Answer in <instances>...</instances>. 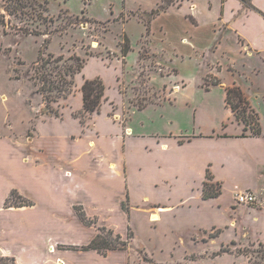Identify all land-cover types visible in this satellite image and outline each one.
<instances>
[{
  "label": "crops",
  "instance_id": "1",
  "mask_svg": "<svg viewBox=\"0 0 264 264\" xmlns=\"http://www.w3.org/2000/svg\"><path fill=\"white\" fill-rule=\"evenodd\" d=\"M178 7L162 15L178 11L175 14L189 21L183 41L191 49L190 58L199 52L206 59L216 57L208 64L217 71L207 76L218 78L225 104L228 88L243 90L259 115L262 134L242 137L243 126L236 120L239 129L229 130L226 122L220 129L209 128L199 109L187 101L195 124L182 127L177 101L186 89L177 83L172 99L150 102L142 109L131 106L133 93L120 78L126 65L130 70L134 51L126 34L131 51L116 52L122 64L103 55L87 60L82 75L76 76L75 94L59 104V116L48 113L44 103L32 106L28 131L21 137L6 128L13 125L8 116L13 109L6 112L7 123L0 122V185L8 192L0 214L14 222L0 223V257L14 264H140L138 257L144 254L156 264H242L237 252L214 254L228 244L235 246L233 242L264 240V119L255 101L264 106V0H182ZM0 26L6 34L11 32ZM204 28L206 46L199 48L196 39ZM148 39L152 45L151 36ZM96 66L100 71L93 70ZM153 75L150 83L158 79ZM96 79L103 82L105 96L100 112L85 116L83 124L77 117L84 110L82 87ZM204 88L209 92L212 87ZM0 101V112H5L11 99L5 93ZM17 172L25 173L26 191ZM205 183L221 185V195L205 199ZM50 186L55 192L49 195ZM227 191L233 196L225 200ZM14 192L23 205L5 209ZM238 192L254 193L257 203L239 205ZM76 207L88 220H97L98 227L120 234L101 221L105 214H116L126 224L123 239L129 228L134 234L128 249L106 256L83 250L99 231L80 220ZM26 214L34 222H26ZM80 228L87 235H71L72 229ZM230 231L234 235L224 242Z\"/></svg>",
  "mask_w": 264,
  "mask_h": 264
},
{
  "label": "rangeland",
  "instance_id": "2",
  "mask_svg": "<svg viewBox=\"0 0 264 264\" xmlns=\"http://www.w3.org/2000/svg\"><path fill=\"white\" fill-rule=\"evenodd\" d=\"M181 1L0 0V23L6 26V30L7 28L11 29V32L6 34L3 27L0 26V99L1 95L5 93L11 99L9 109L4 108L6 111L0 112L1 124L7 123L6 112L13 109L8 115L13 125L11 128L9 126L6 128L8 130L13 129L21 137L22 134L28 131L31 107H38L43 103L47 107L48 103L45 101V97L38 92L41 83L36 80L38 77L36 66L42 64V59H47L49 54L63 58L62 62L39 71L40 74H52L50 79L54 80L57 79L56 75L58 73H63L65 69L77 65L75 59H73L76 56L90 60L95 56L103 55L105 58L121 65L122 62H118V60L122 58L121 56L119 58L116 52H121L120 43L123 42L127 34L132 41L134 51L129 56L130 70L127 69L126 65L124 67L126 70L124 69L123 73L125 75L120 78H125V82L127 80V92L133 93L132 98L128 97L131 106L139 108L150 102L159 103L163 99H172L173 96H170V94L173 93V85L177 83V85L186 89V92L177 101V106L181 107L182 112L180 117L182 127L190 129L195 124L187 101L195 106V109H199V114H203L202 121L205 126L220 129L223 123L226 122L229 130L239 129V126L233 123L235 121L233 114L226 108L223 90L219 86H211V91L207 92L204 88L209 84L218 83V78L213 75L207 76L209 71H217V67L212 68L208 64L216 57L210 56L209 59H206L203 58L206 54L199 52L195 57L190 58L191 49L188 43L183 41L184 38H187L186 32L190 29L189 21L175 14L179 13L176 10V12L172 11L162 15L168 12L171 6H180ZM156 4L157 6H155ZM158 16L160 17L158 18ZM161 28L164 29L163 33ZM202 30L198 32L196 39V46L199 48L206 46L204 41H206L207 29ZM149 36L153 40L152 45H148L151 41V39H148ZM174 49L177 50L176 53L173 51ZM148 66L149 69L146 68ZM93 70L98 72L100 67L96 66ZM80 75L82 73L74 76L75 86L72 88L71 95L75 94L77 90L76 76ZM152 75L158 79H154L150 83ZM10 78L20 80L14 81ZM72 78L71 76L67 77L68 80ZM120 86L122 87V85ZM152 87L154 90L160 91L153 92ZM68 88L66 86L64 90ZM57 95L56 92L52 93V96L57 97ZM54 101L50 103V108L54 112H58V106L63 102V99H54ZM255 101L256 109L258 110L260 107V112L259 110L258 112L261 113V117L264 119V106H260L257 100ZM193 111L194 109H192ZM16 174L17 178L22 181V186L25 183L28 187L25 173L17 172ZM26 187L24 186L25 191ZM6 189L7 187L4 184L0 185V207L3 206L4 197L8 193ZM29 189L31 190V188ZM52 192L55 191L50 186L48 194L50 195ZM239 193L243 192H238L235 199H237ZM232 196L233 194L227 191L224 199H231ZM22 200L18 194H15L7 200L4 208L9 209L12 204L19 203ZM9 218L11 216L3 217L0 214V223L5 226L10 222L14 223ZM25 219L26 222H29V219L34 222L30 215H27ZM12 220H14L13 217ZM101 221L106 225L116 227L120 234L127 232L125 222L121 221L116 214H105ZM90 222L94 223L91 225L98 227L97 220L91 219ZM59 227L57 226L56 229H59ZM24 228L26 227L24 226ZM71 232L74 233L71 235L81 238L88 233L87 230L85 231L82 228L72 229ZM208 235L206 236L208 237ZM233 235L234 232L230 231L224 236L223 241L228 242ZM0 237H2V232ZM238 238L242 239L240 232H238ZM130 241L128 246L131 243ZM260 242H264V240L251 241L247 239L246 241L245 239L240 243H236L235 246L228 244L226 247H230L232 253L237 252L238 254L246 248L256 249L255 247ZM139 243L140 240L136 238L135 246ZM252 244L256 246L252 247ZM240 256H242V264H249L247 257ZM138 260L140 264H156L148 255L144 254H140ZM4 264L12 263L4 261Z\"/></svg>",
  "mask_w": 264,
  "mask_h": 264
},
{
  "label": "trees",
  "instance_id": "3",
  "mask_svg": "<svg viewBox=\"0 0 264 264\" xmlns=\"http://www.w3.org/2000/svg\"><path fill=\"white\" fill-rule=\"evenodd\" d=\"M122 54L126 55L131 51L130 39L126 35L124 37V41L121 44ZM93 56V55H92ZM75 59L77 65H74L70 68L65 69L63 73H58L57 79H50L52 74L41 73L39 71L47 69L49 66L53 64H58L63 61L61 56L56 57L53 54H49L47 59H42V64L40 66H36V72L38 73V77L36 80L40 81L41 85L38 88V92L41 93L45 97V101H47V112L51 114H55L59 116V113L54 112L50 108V103L55 102L54 99H66L72 93V88L75 86L74 76L80 74L86 64V59L80 58L76 56ZM71 76L72 79L68 80L67 77ZM218 83L209 84L206 86V89L209 90L211 86H217ZM68 86L67 90H64V87ZM83 95H84V110L80 112L77 117H79L82 123H85V116L92 115L94 113L100 112L102 102L105 96V86L100 79L96 80H88L84 83L82 87ZM56 92L57 97L52 96V93ZM226 107L232 112L235 120L243 126L244 133L242 137H258L262 134V129L260 125L259 115L254 111L251 107L250 101L248 100L246 94L243 90L238 87H230L226 90ZM142 109V107H139ZM208 179L211 180L212 176L208 174ZM15 195V192L12 196ZM221 195V185L215 186L210 183L204 184V198L212 199L217 198ZM22 204H12L10 207H18ZM124 209H127L126 204H124ZM80 220L85 224L91 226L88 217L82 210V208H75ZM98 235L96 238L86 247H83V250H95L102 255H107L109 251H117V250H126L129 241L134 238V234L129 228V233L127 240L123 239L120 234H116L113 230L108 229L106 227H98ZM219 232L210 234V237H215ZM232 244L236 245L235 242ZM255 244H252V247H255ZM256 249L246 248L243 252H238V254L243 255L248 258L249 264H264V242H260ZM233 251L230 247H223L219 252L214 255L221 254H230ZM4 261H9L12 264V259L0 257V264H4Z\"/></svg>",
  "mask_w": 264,
  "mask_h": 264
},
{
  "label": "built area",
  "instance_id": "4",
  "mask_svg": "<svg viewBox=\"0 0 264 264\" xmlns=\"http://www.w3.org/2000/svg\"><path fill=\"white\" fill-rule=\"evenodd\" d=\"M237 202L240 205L252 206L257 203V197L254 193L243 192L237 195Z\"/></svg>",
  "mask_w": 264,
  "mask_h": 264
},
{
  "label": "bare ground",
  "instance_id": "5",
  "mask_svg": "<svg viewBox=\"0 0 264 264\" xmlns=\"http://www.w3.org/2000/svg\"><path fill=\"white\" fill-rule=\"evenodd\" d=\"M96 45H97V44L95 43V46H96ZM5 100H6V99H5ZM155 220H158V216H157V218H155ZM155 220H154V221H155Z\"/></svg>",
  "mask_w": 264,
  "mask_h": 264
}]
</instances>
